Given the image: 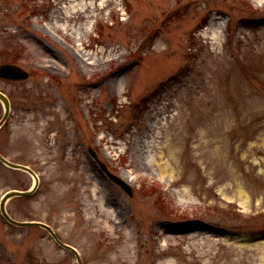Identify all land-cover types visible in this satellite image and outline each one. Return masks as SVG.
Wrapping results in <instances>:
<instances>
[{
    "label": "rangeland",
    "instance_id": "374dc122",
    "mask_svg": "<svg viewBox=\"0 0 264 264\" xmlns=\"http://www.w3.org/2000/svg\"><path fill=\"white\" fill-rule=\"evenodd\" d=\"M2 62L13 217L85 264H264V0H0ZM0 264L77 260L0 211Z\"/></svg>",
    "mask_w": 264,
    "mask_h": 264
},
{
    "label": "water",
    "instance_id": "95a60500",
    "mask_svg": "<svg viewBox=\"0 0 264 264\" xmlns=\"http://www.w3.org/2000/svg\"><path fill=\"white\" fill-rule=\"evenodd\" d=\"M0 78L12 80V81L24 80V79L28 78V72L26 70H24L23 67H21L18 64L2 63V64H0ZM0 99L4 102L5 108H6V115L3 118V120L0 122V124H1L5 120L8 112H9L10 101H9V98L1 91H0ZM0 159L11 167H14L17 169H23V170L29 171L31 173H34L33 170L31 168H29L28 166L21 165L18 163H14V162H11V161L5 159L3 157V155H1V153H0ZM102 165H103L104 169L106 170V172L108 173V175L114 181H116L119 185H121L131 196L134 195L132 187L125 180H123L119 176L110 172L107 169V167L105 166V164H102ZM37 183H38V180L36 178V185H37ZM33 191L34 190H31V191L12 190V191H9L8 193H6V195L2 199V203H1V208H2L3 214L8 218L9 221H11L12 223H14L16 225L26 226V225L38 224V225H41V226H43V227H45L51 231L50 226L43 223V222L18 221V220H15L14 218H12L6 211L5 203H6V200L8 198H10L12 196H18V195H30Z\"/></svg>",
    "mask_w": 264,
    "mask_h": 264
}]
</instances>
